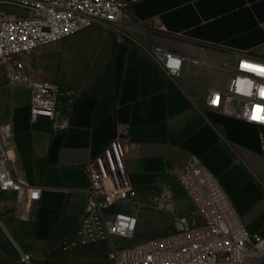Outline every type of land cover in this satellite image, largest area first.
<instances>
[{"label": "crops", "instance_id": "crops-1", "mask_svg": "<svg viewBox=\"0 0 264 264\" xmlns=\"http://www.w3.org/2000/svg\"><path fill=\"white\" fill-rule=\"evenodd\" d=\"M123 1L138 25H96L25 58L63 92L58 129L45 119L32 124L29 91L1 76L0 127H11L14 171L41 195L21 207L14 194L0 195V237L29 241L18 252L37 264H108L104 243L60 246L84 216V167L118 126L138 145L124 158L134 191L178 181L197 157L247 232L264 236V128L206 109L209 90L227 87L239 56L264 61V0ZM154 48L185 58L178 79L151 60Z\"/></svg>", "mask_w": 264, "mask_h": 264}, {"label": "built area", "instance_id": "built-area-1", "mask_svg": "<svg viewBox=\"0 0 264 264\" xmlns=\"http://www.w3.org/2000/svg\"><path fill=\"white\" fill-rule=\"evenodd\" d=\"M139 0H132L135 3ZM19 12H23L21 15ZM117 29L138 25L123 0H0V68L8 86L29 91V118L53 122L59 115L63 92L59 85L39 79L25 58L93 26ZM118 31V30H115ZM119 32V31H118ZM151 60L171 78L178 79L185 58L154 48ZM264 61L239 56L224 90H209L206 109L264 128ZM129 127L118 126L115 137L84 167L88 187L86 208L74 235L60 249L85 248L104 243L108 264H263L264 236L250 234L229 197L201 160L191 157L178 181L189 197L200 223H178L175 234L129 247L118 241L135 239L139 221L118 209L133 197L124 166L129 150ZM15 149L9 125L0 127V195L14 194L19 205L40 199L41 189L21 181L14 171ZM23 264L30 257L19 256Z\"/></svg>", "mask_w": 264, "mask_h": 264}, {"label": "rangeland", "instance_id": "rangeland-1", "mask_svg": "<svg viewBox=\"0 0 264 264\" xmlns=\"http://www.w3.org/2000/svg\"><path fill=\"white\" fill-rule=\"evenodd\" d=\"M33 70L35 74L38 71L36 66H33ZM3 72L0 68V80ZM133 194L130 200L118 207L119 210L136 216L139 221L135 239L125 242L127 246L173 235L182 219L189 224L200 223L189 197L177 180L164 179L157 185L134 191ZM17 243L26 245L29 241L13 242L0 237V264H23L19 260ZM28 264H37V260L31 259Z\"/></svg>", "mask_w": 264, "mask_h": 264}, {"label": "snow or ice", "instance_id": "snow-or-ice-1", "mask_svg": "<svg viewBox=\"0 0 264 264\" xmlns=\"http://www.w3.org/2000/svg\"><path fill=\"white\" fill-rule=\"evenodd\" d=\"M262 94H264V93H262Z\"/></svg>", "mask_w": 264, "mask_h": 264}]
</instances>
